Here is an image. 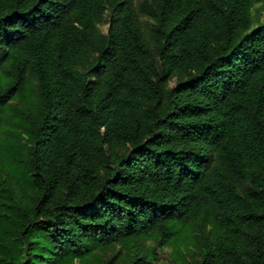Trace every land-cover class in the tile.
I'll return each instance as SVG.
<instances>
[{"label":"trees","instance_id":"16d2710c","mask_svg":"<svg viewBox=\"0 0 264 264\" xmlns=\"http://www.w3.org/2000/svg\"><path fill=\"white\" fill-rule=\"evenodd\" d=\"M194 225L193 264H264V0H0V264H163Z\"/></svg>","mask_w":264,"mask_h":264},{"label":"rangeland","instance_id":"374dc122","mask_svg":"<svg viewBox=\"0 0 264 264\" xmlns=\"http://www.w3.org/2000/svg\"><path fill=\"white\" fill-rule=\"evenodd\" d=\"M141 0H137V2H140ZM142 20L146 23V25H150L152 23V20L148 17L142 16ZM107 25L102 26V30L106 31ZM35 89L33 90L31 94V101L35 98ZM24 105L23 101H21L19 104H16V107L18 108V112L20 114V106ZM19 118H22L19 116ZM18 126L11 127L7 131L15 132V139L21 140L20 146L23 147L25 144L26 134L24 133V128L21 123L17 124ZM22 136V137H19ZM210 224H207V228H205V235H208V229H210ZM204 237L201 235L199 229L196 225L192 228V231L190 235H187L183 239V243L179 248L177 249H167L164 253V259L163 264H193L195 262V259L197 258V255L199 254L200 250V244L202 243ZM119 250V248L112 250V252H116Z\"/></svg>","mask_w":264,"mask_h":264}]
</instances>
